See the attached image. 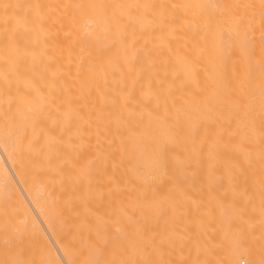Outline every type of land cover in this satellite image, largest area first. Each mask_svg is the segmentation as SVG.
<instances>
[{
  "label": "bare ground",
  "instance_id": "bare-ground-1",
  "mask_svg": "<svg viewBox=\"0 0 264 264\" xmlns=\"http://www.w3.org/2000/svg\"><path fill=\"white\" fill-rule=\"evenodd\" d=\"M0 264H264V0H0Z\"/></svg>",
  "mask_w": 264,
  "mask_h": 264
}]
</instances>
